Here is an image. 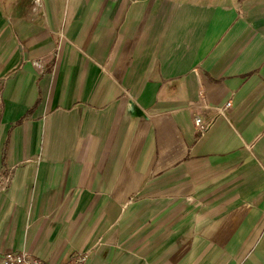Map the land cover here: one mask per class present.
<instances>
[{"label":"crops","instance_id":"obj_1","mask_svg":"<svg viewBox=\"0 0 264 264\" xmlns=\"http://www.w3.org/2000/svg\"><path fill=\"white\" fill-rule=\"evenodd\" d=\"M20 250L264 264V0H0V252Z\"/></svg>","mask_w":264,"mask_h":264},{"label":"built area","instance_id":"obj_2","mask_svg":"<svg viewBox=\"0 0 264 264\" xmlns=\"http://www.w3.org/2000/svg\"><path fill=\"white\" fill-rule=\"evenodd\" d=\"M230 102H226L222 107L217 108L219 112H223L229 108ZM194 125L199 132H203L207 127L208 123H205L201 118L196 115L193 118ZM87 258V251L75 252L70 259L64 264H82ZM0 264H46L40 258L30 255L23 250L20 251H5L0 252Z\"/></svg>","mask_w":264,"mask_h":264}]
</instances>
